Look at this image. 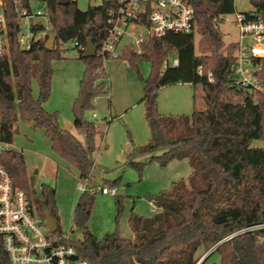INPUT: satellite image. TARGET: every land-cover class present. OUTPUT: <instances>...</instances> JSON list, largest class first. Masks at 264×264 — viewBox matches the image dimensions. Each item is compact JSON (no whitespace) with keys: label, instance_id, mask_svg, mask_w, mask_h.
I'll return each mask as SVG.
<instances>
[{"label":"trees","instance_id":"1","mask_svg":"<svg viewBox=\"0 0 264 264\" xmlns=\"http://www.w3.org/2000/svg\"><path fill=\"white\" fill-rule=\"evenodd\" d=\"M59 1L51 0L48 5L50 31L34 40L28 50L17 42V16L10 7L11 52L0 59V134L2 141L13 144L19 122L43 128L52 149L77 168L85 185L75 206L73 226L82 232V238L66 237L62 242L73 245L90 264H198L203 255L200 264H264V227L252 228L264 223V101L255 104L249 92L235 84L232 66L237 43L226 45L218 27L222 16L236 12L235 0H188L195 31L150 37L141 44L140 53L130 44L123 48L120 58L136 70L140 62L150 63L149 75L141 77L140 102L151 137L134 146L126 162L142 170L145 163L138 159L144 155L161 166L187 159L192 171L187 180L173 181L168 190L151 197L158 210L155 215L130 213L133 238L122 237L115 230L101 239L88 228L98 188L92 179L91 159L98 126L83 114L93 108L97 95L106 92V73L101 54H83L89 38L101 47L119 3L104 0L82 10L76 0L69 4ZM250 2L253 10L244 13L264 22V0ZM41 29L38 25L34 31ZM195 33L200 37L197 48ZM51 35H56L52 50L46 47ZM71 41L85 64L72 111L74 125L86 133V145L61 126L58 112L44 107L52 91L53 61L62 58L60 44ZM173 58L178 64L164 67ZM259 76L264 83V59ZM34 81L39 86L38 97L33 94ZM177 83L201 84L205 109H195L191 115L161 113L159 90ZM255 141L263 145L256 147ZM0 163L14 184L26 190L40 216L46 210L55 217L56 232L63 235L55 188L43 185L37 193L20 150H4ZM116 196L120 210L122 198ZM200 249L203 253L197 256Z\"/></svg>","mask_w":264,"mask_h":264},{"label":"rangeland","instance_id":"2","mask_svg":"<svg viewBox=\"0 0 264 264\" xmlns=\"http://www.w3.org/2000/svg\"><path fill=\"white\" fill-rule=\"evenodd\" d=\"M103 1L76 0V4L85 10ZM235 8L238 12H245L252 10L253 6L250 0H235ZM235 19V13H231L219 20L218 27L226 45L240 41ZM23 31H28L27 25ZM199 38V34L195 33L196 48ZM126 41H134L133 36H125L118 51L123 49ZM60 50L62 58L53 61L52 91L44 105L49 112H58L61 126L74 133L86 145V133L74 125L72 111L85 64L73 41L61 43ZM104 67L106 92L95 97L93 108L86 110L83 117L95 121L98 126L95 149L91 154L94 163L92 179L98 187L106 186L110 193L97 191L88 228L99 239L115 230L122 237L133 238L134 233L128 220L130 213L133 211L144 217L155 215L158 210L151 202V197L168 190L173 181L187 180L192 169L187 159L174 160L167 166H161L156 160L150 161L149 155H144L138 159L145 163L142 170L126 162L133 147L147 143L151 137L145 108L140 102L143 96L141 77L149 75L150 63L142 61L136 70L122 58H111L104 61ZM33 94L35 97L39 95L36 81L33 82ZM157 103L163 114L191 115L195 109L203 110L206 107L202 85L191 83L162 87ZM18 127L19 131L14 135L10 147L23 152L33 187L39 194L43 185L55 188L62 231L68 238H82V232L73 226L75 206L85 185L77 168L52 149L43 128H34L28 122H19ZM253 145L258 147L263 143L255 141ZM113 182L115 184L111 185ZM116 195L122 198L120 210ZM202 253L203 249H200L197 256ZM214 257L218 262L219 256L216 254Z\"/></svg>","mask_w":264,"mask_h":264},{"label":"built area","instance_id":"3","mask_svg":"<svg viewBox=\"0 0 264 264\" xmlns=\"http://www.w3.org/2000/svg\"><path fill=\"white\" fill-rule=\"evenodd\" d=\"M50 1L0 0V59L11 52L10 7L17 16V42L20 48L28 50L34 40L51 29ZM118 3V10L109 20V33L97 49L104 61L121 57L123 49H117L125 36H133L134 41H126L123 48L130 44L140 53L141 44L150 37L191 33L196 29L194 11L188 0H118ZM235 15L240 31L232 66L235 84L249 92L255 104H260L264 101V83L259 76L264 59V22L260 17L249 18L244 12L236 11ZM26 25L28 31H23ZM38 25L42 29L35 32ZM169 63L177 65L178 59L165 61L164 67ZM208 76L211 79L212 74ZM10 145L2 141L0 134V153L10 149ZM98 190L110 193L106 186ZM260 227L264 223L252 228ZM66 237L65 233L60 235L49 230L26 190L14 184L11 174L0 163V264H90L73 245L62 242Z\"/></svg>","mask_w":264,"mask_h":264},{"label":"water","instance_id":"4","mask_svg":"<svg viewBox=\"0 0 264 264\" xmlns=\"http://www.w3.org/2000/svg\"><path fill=\"white\" fill-rule=\"evenodd\" d=\"M71 0H60V4H69ZM55 41H56V35H51L46 43V47L50 50H52L55 46ZM97 45L93 42L92 38H89L87 40L86 48L84 51V57H94L97 54ZM42 204V201L39 202ZM44 218L46 220V225L48 226L50 231H56L57 229V221L55 217L50 214L48 211L44 210L43 211ZM202 260L198 262L200 264Z\"/></svg>","mask_w":264,"mask_h":264},{"label":"crops","instance_id":"5","mask_svg":"<svg viewBox=\"0 0 264 264\" xmlns=\"http://www.w3.org/2000/svg\"><path fill=\"white\" fill-rule=\"evenodd\" d=\"M253 10V9H252ZM252 10H249V11H252ZM45 104V103H44ZM44 107H45V105H44ZM74 134V133H73ZM82 143V142H81ZM83 144V143H82Z\"/></svg>","mask_w":264,"mask_h":264}]
</instances>
